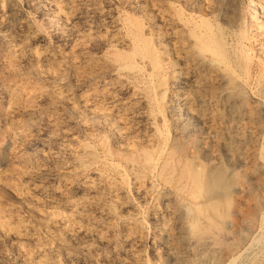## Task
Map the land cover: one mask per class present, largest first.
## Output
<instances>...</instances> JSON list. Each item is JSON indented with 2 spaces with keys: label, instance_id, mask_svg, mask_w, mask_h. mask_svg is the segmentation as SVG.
<instances>
[{
  "label": "rangeland",
  "instance_id": "374dc122",
  "mask_svg": "<svg viewBox=\"0 0 264 264\" xmlns=\"http://www.w3.org/2000/svg\"><path fill=\"white\" fill-rule=\"evenodd\" d=\"M157 8L163 9H159L162 13H169L165 12V15L187 20L192 25L205 22L211 28L217 27L215 30H221L220 35L224 37L228 51L232 49L230 52L233 53L229 54L233 67L236 66L233 69L236 85L232 82L233 87L232 84L227 88L216 85L212 90L217 91H200L204 97H208L209 92L211 95L214 93L212 97L218 100L213 108L206 105L202 109L203 114L219 118L213 121L211 129L195 122L184 112L177 115L172 111L177 119L178 131L182 130L187 137L183 136V139L193 144L196 142L194 147H198L196 150L187 145L192 151L189 148L190 154L188 150L186 153L190 160L192 156L193 161H188L186 165L190 167L199 161L198 166L193 164L189 169L197 171L203 180L197 198L192 199L187 193L190 190V185L189 188L186 185L188 180L180 179L181 184L178 182V185H186L184 192L174 202L168 203L170 207H175V212L172 208L168 212L163 205L166 200L159 197L162 186L158 182L147 194L143 193L144 196L136 193L133 179L141 168L133 167L123 158L119 150L121 141L111 135L107 129L109 124L97 119V123L100 122L98 126L96 121L90 122L84 112L70 107L75 102L77 105V98L88 92L93 96L95 105L98 103L97 106L104 111L113 110L109 121L115 122L124 110L112 108L108 97L117 92H120L117 95L127 97L133 87L137 92L139 89L143 97H150L151 100L145 101L152 111L156 110L154 114L161 117L159 125L163 138L160 144L167 148L174 146L169 149L177 158L179 152L175 145L180 139L173 140L174 145L171 143L173 127L165 109L156 104L162 92L138 55L131 56L135 45L132 44L135 43L133 36L138 33L149 50L152 47L151 50L158 51L163 28L156 14ZM150 13L154 17H150ZM0 20V264H24V253L42 251L50 260L48 264L52 263L54 255L60 258V263L66 264L63 258L65 252L72 256L71 264H264V111L260 115L257 112L260 108L256 107L261 105L264 108V95L260 92L264 86V0H0ZM126 52L131 53L128 55ZM167 54L174 57L169 50ZM121 56L126 59L125 63ZM99 59L101 62L98 63ZM129 62L133 63L134 71L130 67L125 68ZM119 81L126 85L121 91L115 89ZM154 81L156 83L153 84ZM226 89L231 91V100L237 96L240 100L232 109H238L236 114H232L231 107L229 110L221 101ZM144 93H147L146 96ZM238 93L243 95L242 98ZM129 106L128 111H131L132 106ZM139 107L142 106H138L137 113L141 110ZM137 113L127 119L132 128L129 134L132 133L133 137L128 135L129 140H136L134 132L142 129L143 118ZM186 124L192 126L187 129ZM219 124L222 133L219 132ZM214 126L220 134L214 133ZM214 134L219 135L218 139ZM67 147L76 151L68 154L63 151ZM206 154L213 159L207 160ZM239 155L242 156L241 164H233L230 158ZM60 164L67 165L72 173L55 176L54 172ZM39 171H46L49 175L35 176ZM99 171L123 180L122 188L126 193L118 199L124 202V206L117 208L115 201L111 202L115 211L112 209L111 216L101 219L102 225L97 226L106 238L105 245H100L92 236L85 238L76 234L70 238L51 227L53 220L57 219L71 224L73 214L68 203L80 195L85 196L80 183ZM64 182L73 186L68 184L65 187ZM40 185L48 191H36L35 188ZM60 187H64L66 196L63 198L51 193L52 189ZM212 208L221 218L220 222L212 213ZM53 215H60L63 219ZM210 218L217 219L215 222L219 225L214 226ZM22 222L29 227L32 240L20 241L13 232L6 231ZM129 226L133 231L130 235L132 249L135 250L133 260L128 258L123 242ZM102 254L106 257L103 258Z\"/></svg>",
  "mask_w": 264,
  "mask_h": 264
},
{
  "label": "bare ground",
  "instance_id": "6f19581e",
  "mask_svg": "<svg viewBox=\"0 0 264 264\" xmlns=\"http://www.w3.org/2000/svg\"><path fill=\"white\" fill-rule=\"evenodd\" d=\"M154 5V4H153ZM152 5V7H153ZM84 7V6H83ZM155 7V5H154ZM158 9V8H157ZM160 10H163L161 8H159ZM159 9L156 11V14L159 16L160 20H161V24H162V34H161V38L159 37V43L160 46L157 49L154 47V49H156V52H154L153 49L150 44L149 46L151 47V49L149 50V48L147 47V43L144 42V40H142L141 36H139L138 34L135 33V30L133 33H135L136 35L133 36L134 34H132L133 38L135 39V44L133 45V52H129L132 55L131 56H136L138 55L139 59L142 61L141 63H143L149 71L150 76L156 80L158 87L160 88V92H162V96L159 100L157 104V106H160V108L162 107V109H165V111L167 112V116L168 119L167 120L170 122L171 126L173 127V136L172 137V142L173 140L176 141L175 139H180L179 142H177V154H179L177 156V158L175 159L174 156L172 154L170 149L171 147L174 148V146H168V148L166 146H162L160 144L161 138H163V131L162 128L160 127L159 123H161V117L158 114H154L156 113L155 111H152L153 109H151L149 107V103H147L145 100H151L150 97H148L146 94L144 93V95L146 96L143 97V95H141L139 93V89L138 92L135 91V88L133 87L132 90H130V93L127 97H122L117 95V92L114 95L109 96V100L112 102L113 107L109 104V106H111L112 108H115L120 110L123 109V113H120L121 115H119L118 119L114 122V120H110L109 121V117L111 115H113V110H110V112L104 111L102 110L99 106H97V104L95 105V101L93 102V99L90 94H88V92L86 94H81L78 98H77V105L74 106H70L72 108V110L74 111H79L80 113L84 112L87 119L90 122H94L99 120H103L104 122H107L109 124V127H107V129L109 128V131L111 132V135L113 137H115V139L117 138L118 140L121 141V144L119 145V150L122 152V156L124 159L128 160V162L133 164L134 166H139L141 168V170L137 171V173H133L135 175L134 177V182H135V190L137 191L136 193H139L143 195L147 194L146 192H148L149 189H151L152 187L155 186V184L161 185V189L159 191V197L162 200H166V202L163 204L164 206H166V209L169 212V208H172L175 212V207L173 208L170 207V203L174 202L177 197L179 196V194L183 191V188L187 185L189 188L190 185V190L188 193L189 197L192 199H196L197 198V193L200 192L201 187H202V178L199 176L197 171H194L193 169H191L190 171V167L193 164H189L190 167H187V162H191L192 163V156L191 160L190 158H188V153L187 150L191 147L192 149H196L198 147H194V144L196 142L190 143V141H187L188 139H183V133L181 131H178V127H177V122L175 119L174 114H172V111L177 112V115H181L182 112L188 114L191 118H193V120L197 123H201L203 125L206 126V128L211 129L210 126L213 123L214 120H219V118L215 117L214 115H206L202 113V109L204 106L209 105L213 108V105L215 106L216 102L218 100L214 99L211 95V92H209L210 94H208V97H204L200 91L203 89H207L210 91H213L215 89L212 90V88L216 87V85H222L225 86L226 88L231 86L232 82H234V68L233 67L234 64L233 63V59L231 58L228 48L226 47V41L222 38V36L220 35V31H216L215 29L217 28H211L212 26L205 23V22H201L199 24L196 25H192L189 22H187V20L184 19H176L173 18L172 16L165 15V12H161L159 11ZM156 10V9H155ZM4 11V10H3ZM151 12V11H150ZM155 12V11H154ZM169 14V13H168ZM171 14V13H170ZM150 17H152V13H150ZM154 17V16H153ZM157 17V16H156ZM155 17V18H156ZM175 17V16H174ZM179 18V17H178ZM65 19V18H63ZM226 19V18H225ZM66 20V19H65ZM235 21V20H234ZM1 22V20H0ZM233 22V21H232ZM227 23V22H226ZM235 23V22H234ZM159 26H161L160 24H158ZM232 26V25H230ZM134 28V27H133ZM158 28V27H157ZM156 28V29H157ZM160 28V27H159ZM161 28V29H162ZM155 29V30H156ZM220 29V28H219ZM159 31V30H158ZM22 32V31H21ZM130 32V31H129ZM155 32V31H154ZM131 34V33H130ZM1 35V34H0ZM159 35V34H158ZM2 36V35H1ZM24 36V35H23ZM141 37V38H140ZM155 37V36H154ZM157 39V38H156ZM239 42V41H238ZM146 43V44H145ZM155 43V41H154ZM165 43V44H163ZM241 43V42H240ZM12 45V44H10ZM158 46V45H157ZM229 46V45H228ZM243 46V45H241ZM168 47V48H167ZM230 47V46H229ZM238 47V46H237ZM131 48V47H130ZM231 48H233L231 46ZM241 48V47H239ZM244 48V47H243ZM242 48V49H243ZM35 49V48H34ZM242 49L240 51H242ZM37 50V49H36ZM131 50V51H132ZM167 50L171 51L174 55V57H169V55L167 54ZM35 51V50H34ZM33 51V52H34ZM130 51V50H129ZM37 52V51H36ZM232 52V51H231ZM230 52V53H231ZM39 53V51H38ZM128 53V52H126ZM128 53V55H129ZM233 53V52H232ZM242 53V52H241ZM35 54V53H34ZM33 54V56H34ZM239 54V53H238ZM243 54L246 55V53L243 52ZM127 55V56H128ZM233 55V54H232ZM237 55V54H236ZM243 56L244 58L246 56ZM39 56V55H38ZM37 56V57H38ZM235 56V55H234ZM106 57V56H105ZM126 57V55H125ZM129 57V56H128ZM126 57V58H128ZM137 57V56H136ZM237 57V56H236ZM262 57V56H261ZM35 58V57H34ZM122 58V56L120 57ZM132 58V57H130ZM129 58V59H130ZM249 58V56H248ZM257 58V57H256ZM43 59V58H42ZM52 59V58H51ZM124 59V60H123ZM136 59V58H135ZM238 59V58H237ZM237 59H235L234 61H236ZM243 59V58H242ZM262 59V58H261ZM259 59V60H261ZM91 60V59H90ZM89 60V61H90ZM100 60V59H99ZM106 60V59H105ZM125 58H122V62H126ZM35 61V60H34ZM97 61V60H96ZM95 61V62H96ZM128 61V59H127ZM239 60H237L238 62ZM263 61V60H262ZM261 61V62H262ZM83 62V61H82ZM88 62V61H87ZM101 62L98 61V63ZM121 62V63H122ZM132 62V61H131ZM126 63V65L123 63V65H125V68L130 67V69L133 67V63ZM139 62V61H137ZM258 62V61H257ZM264 62V61H263ZM92 63V62H91ZM101 64V63H100ZM236 64V63H235ZM95 65V63H94ZM106 65V64H105ZM104 65V66H105ZM120 65V64H119ZM118 65V66H119ZM142 65V64H141ZM237 65V64H236ZM51 66V65H50ZM98 66V65H97ZM109 66V65H108ZM264 66V64L262 65ZM107 67V66H106ZM121 67V66H120ZM141 67V66H140ZM139 67V68H140ZM102 68V67H100ZM123 68V66H122ZM120 68V69H122ZM124 68V69H125ZM264 68V67H262ZM119 69V68H116ZM119 69V70H120ZM136 69V68H135ZM142 69V68H140ZM145 69V68H144ZM118 70V71H119ZM127 70V69H126ZM133 70V68H132ZM97 71V70H96ZM95 71V72H96ZM112 71V70H110ZM109 71V72H110ZM115 71V70H114ZM117 71V70H116ZM134 71V70H133ZM141 71V70H140ZM237 71V70H236ZM94 72V73H95ZM264 72V71H263ZM263 72H260V75L262 76ZM101 73V72H100ZM238 73V72H237ZM248 73V72H247ZM262 73V74H261ZM99 74V73H98ZM148 74V73H147ZM237 75V74H235ZM264 75V74H263ZM138 76V75H137ZM109 77V76H108ZM119 77V75H118ZM238 77V76H237ZM264 77V76H263ZM261 77V78H263ZM109 79V78H108ZM114 79V78H113ZM120 79V78H119ZM147 79V78H146ZM246 79V78H245ZM253 79V78H252ZM258 79V78H257ZM115 80V79H114ZM117 80V79H116ZM129 80V79H128ZM236 80V79H235ZM240 81V79H237ZM236 80V81H237ZM241 80H242V76H241ZM244 80V79H243ZM264 82V79H262ZM260 80V81H262ZM259 81V80H258ZM76 82V81H75ZM114 82V81H113ZM120 82V81H119ZM149 82V80H148ZM152 82V81H151ZM155 81L153 82L156 83ZM243 82V81H242ZM103 83V82H102ZM235 83V82H234ZM246 82H244L245 84ZM155 84V85H157ZM242 84V83H241ZM116 84L112 85L111 88H114L113 86H115ZM125 85V84H124ZM123 83H119L118 88L116 87L115 89L121 91L124 87ZM151 85V84H150ZM236 85V83H235ZM234 85V86H235ZM260 85V84H259ZM264 85V84H262ZM126 86V85H125ZM152 87V86H151ZM157 87V86H156ZM158 87L156 89H158ZM207 87V88H206ZM219 87V86H218ZM224 87V88H225ZM233 87V84L232 86ZM129 88V87H128ZM137 88V87H136ZM155 88V87H154ZM221 88V87H220ZM101 89V88H100ZM109 89V88H108ZM114 89V91H115ZM126 89V88H125ZM124 89V90H125ZM155 89V90H156ZM222 89V88H221ZM230 89V88H228ZM241 89V88H240ZM260 89V88H259ZM233 90V89H232ZM236 90V89H235ZM62 91V90H61ZM95 92V90H93ZM217 91V90H215ZM214 91V92H215ZM220 91V90H219ZM234 91V90H233ZM238 91V90H237ZM260 90H258L259 92ZM92 92V91H91ZM97 92V91H96ZM99 92V91H98ZM104 92V91H103ZM123 92V91H122ZM129 92V91H128ZM158 92V91H156ZM222 92V90H221ZM231 91H228L227 89L225 90V92L222 93V99L223 102L229 107H231V113L232 114H236L237 110H232L234 108V106L236 105L237 101H240L239 99H237V95H235L234 97H236V99L231 100V96L232 94L230 93ZM263 95H264V86L263 88H261L260 91ZM84 93V92H83ZM93 93V92H92ZM102 93V92H101ZM127 93V91H126ZM142 93V92H141ZM208 93V92H207ZM220 94V92H218ZM94 94V93H93ZM100 94V93H98ZM97 94V95H98ZM104 94V93H103ZM103 94L101 96H103ZM108 94V93H107ZM111 94V93H109ZM123 94V93H122ZM152 94V93H151ZM158 94V93H156ZM236 94V93H235ZM239 94V93H238ZM242 94V93H241ZM96 95V96H97ZM153 95V94H152ZM260 95V93H259ZM95 96V95H94ZM107 96V95H106ZM105 96V97H106ZM215 96V94H214ZM218 96V95H217ZM216 96V97H217ZM240 98H242L243 95H240ZM71 97V96H70ZM100 97V96H98ZM245 97V94H244ZM95 98V97H94ZM97 98V97H96ZM95 98V99H96ZM104 99V97H102ZM145 98V99H144ZM153 98V97H152ZM158 98V97H157ZM94 99V100H95ZM254 99V97H253ZM258 99V98H257ZM97 100V99H96ZM105 100V99H104ZM101 101V102H104ZM108 100V101H109ZM153 100V99H152ZM155 101V100H154ZM153 101V102H154ZM243 101V100H241ZM98 102V100L96 101ZM100 102V103H101ZM150 102V101H149ZM152 102V101H151ZM254 102V101H253ZM99 103V104H100ZM109 103V102H108ZM256 103V102H255ZM260 104V101L258 102ZM103 104V103H102ZM101 104V105H102ZM152 104V103H151ZM159 104V105H158ZM239 104V103H238ZM237 104V105H238ZM241 104H244L243 102ZM258 104V105H259ZM263 104V103H262ZM129 105H131V111H128L127 107H130ZM141 105L142 107H139V110L141 108V110L137 113V108L138 106ZM218 105V104H217ZM231 105V106H230ZM264 105V104H263ZM153 106V105H151ZM224 106V105H223ZM240 106V105H238ZM245 106V105H244ZM243 106V107H244ZM256 106V105H255ZM155 107V106H154ZM153 107V108H154ZM225 107V106H224ZM242 107V106H241ZM259 107V111H257L258 113L263 114L264 108L263 106H256ZM104 108V107H103ZM159 108V109H160ZM223 108V107H222ZM221 108V109H222ZM111 109V108H109ZM161 109V110H162ZM210 109V108H209ZM218 109V108H217ZM240 109V107H239ZM258 109V108H257ZM70 110V109H69ZM230 110V108H229ZM254 110V109H253ZM159 111V110H158ZM206 111V110H205ZM204 111V112H205ZM212 111V110H211ZM210 111V113H211ZM219 111V110H216ZM225 111V109H224ZM228 111V110H227ZM122 112V111H121ZM163 112V111H162ZM209 112V111H208ZM229 112V111H228ZM256 112V111H255ZM77 113V112H76ZM135 113L138 114V116L140 115L143 119L141 122L142 125V129L140 128V130H138L135 133V136L137 137L136 140L131 139L129 140L128 135L131 137V134H129V131H131L129 125L130 122H128L127 119H129V115H131L130 118H132V116ZM165 113V112H163ZM170 113V114H169ZM217 113V112H216ZM115 114V113H114ZM133 114V115H132ZM162 114V113H161ZM215 114V112L213 113ZM239 114V113H237ZM116 115V114H115ZM114 115V116H115ZM136 115V114H135ZM185 115V114H184ZM206 115V116H205ZM217 115V114H216ZM226 115V114H225ZM231 116V114H230ZM233 116V115H232ZM231 116V117H232ZM112 117V116H111ZM116 117V116H115ZM165 117V116H164ZM178 117V116H177ZM176 117V118H177ZM180 117V116H179ZM80 118V117H79ZM183 118V116H182ZM181 118V119H182ZM188 118V117H187ZM189 118V119H191ZM222 118V117H220ZM98 119V120H97ZM140 119V118H139ZM184 119V118H183ZM84 120V119H83ZM166 120V119H165ZM164 120V121H165ZM185 120V119H184ZM222 120V119H221ZM133 121V120H132ZM183 121V120H182ZM223 121V120H222ZM221 121V122H222ZM227 121H230V119ZM82 122V121H81ZM87 122V121H85ZM112 122V123H111ZM134 122V121H133ZM136 122V120H135ZM134 122V123H135ZM168 122V123H169ZM180 122V121H178ZM190 122V121H189ZM217 122V121H216ZM233 122V121H232ZM237 122V121H235ZM239 122V121H238ZM100 122H98L96 125H98ZM133 123V126H134ZM167 123V124H168ZM187 123V122H185ZM219 122H217L218 124ZM226 123V122H225ZM103 124V122L101 123ZM105 124V123H104ZM107 124V125H108ZM139 124H140V120H139ZM182 124V123H181ZM191 124V123H190ZM196 124V123H195ZM221 124V123H220ZM219 124V126H220ZM231 124V123H230ZM229 124V125H230ZM237 124V123H236ZM234 124V125H236ZM240 124V122L238 123ZM95 125V124H94ZM106 125V124H105ZM138 125V124H136ZM135 125V126H136ZM183 125V124H182ZM187 125V124H186ZM197 125V124H196ZM200 125V124H199ZM203 125H202V129H203ZM216 125V124H215ZM228 125V126H229ZM232 125V124H231ZM99 126V125H98ZM170 126V127H171ZM185 126V125H184ZM188 126H192V125H187L186 128ZM198 126V125H197ZM213 126V124H212ZM211 126V127H212ZM227 126V125H226ZM237 127L239 125H236ZM234 126V127H236ZM103 127V126H102ZM169 127V126H168ZM218 127V126H217ZM230 127V126H229ZM228 127V128H229ZM233 127V128H234ZM181 128V127H180ZM184 128V127H182ZM186 128H184L186 130ZM193 128V127H192ZM197 128V127H196ZM199 128V126H198ZM220 128V133L221 132V126ZM218 128V129H219ZM241 128V127H240ZM189 129V128H187ZM200 129V131L202 130ZM215 129V126H214ZM96 130V129H95ZM136 130V129H135ZM171 130V128H170ZM180 130V129H179ZM193 130V129H192ZM205 130V129H204ZM224 130H226L224 128ZM229 130V129H227ZM235 130V129H234ZM199 131V132H200ZM209 131V130H208ZM214 133L216 134L217 132V128L215 130H213ZM232 131V130H231ZM230 131V134H231ZM108 132V131H107ZM184 132V131H183ZM188 132V131H186ZM198 132V130H197ZM198 132V133H199ZM210 132V131H209ZM208 132V133H209ZM226 132V131H225ZM229 132V131H228ZM165 133V132H164ZM207 133V135H209ZM218 133V132H217ZM218 133V134H220ZM224 133V132H223ZM233 133V132H232ZM188 133H186L187 135ZM202 134V133H201ZM200 134V135H201ZM205 134V133H204ZM214 134V136H216ZM226 134V133H225ZM203 135V134H202ZM201 135V136H202ZM224 134H222L223 136ZM199 136V135H198ZM213 136V137H214ZM34 137V136H32ZM74 137V136H73ZM72 137V139H73ZM168 137V136H166ZM186 137V136H185ZM205 137V136H204ZM212 137V138H213ZM217 137V136H216ZM215 137V138H216ZM219 137V135H218ZM217 137V139H218ZM112 138V137H111ZM133 138V137H131ZM187 138V137H186ZM197 138V137H196ZM115 139H113L115 141ZM140 139V140H139ZM208 139V138H207ZM74 140V139H73ZM214 140V139H213ZM69 141V140H68ZM165 141V140H164ZM167 141V140H166ZM191 141V142H192ZM217 141V140H216ZM214 141V143L216 142ZM45 142V141H44ZM75 142V141H74ZM117 142V141H116ZM206 142V141H205ZM204 142V143H205ZM209 142V141H208ZM207 142V143H208ZM164 143V142H163ZM66 144V143H65ZM72 144V143H70ZM165 144V143H164ZM176 144V142H175ZM206 144V143H205ZM204 144V145H205ZM76 144L74 143V146ZM172 145V144H171ZM174 145V143H173ZM189 145L190 147L188 148ZM196 145V144H195ZM217 145V144H216ZM72 146V147H74ZM77 146V145H76ZM206 146V145H205ZM58 147V146H57ZM69 147V145H68ZM64 148L63 151H67L69 152L68 154H71V152L73 153L74 150L73 148ZM79 147V144H78ZM77 147V148H78ZM204 147V146H202ZM75 148V149H77ZM190 148V151H192ZM207 148V146H206ZM175 149V151H176ZM213 149V148H212ZM61 150V149H60ZM59 150V152H60ZM78 150V149H77ZM57 151V150H56ZM64 151V152H65ZM173 151V150H172ZM189 151V150H188ZM189 151V154H190ZM194 151V150H193ZM197 152V151H196ZM205 152V151H204ZM76 153V152H75ZM210 153L211 150H210ZM192 154V153H191ZM213 154V153H212ZM235 154V153H234ZM55 155V154H54ZM65 155V154H64ZM118 155V154H117ZM208 156V154H206ZM205 155V156H206ZM211 155V154H210ZM215 155V154H214ZM238 155V154H237ZM53 156V155H52ZM57 156V155H56ZM195 157L196 154L194 155ZM204 156V157H205ZM206 156V157H207ZM234 156V155H233ZM211 157V156H210ZM208 156L207 160L210 158ZM214 157V156H212ZM231 157V156H230ZM57 158V157H56ZM60 158V157H59ZM241 158L239 156H235V157H231V161H233V164H241ZM61 159V158H60ZM213 159V158H210ZM125 160V161H126ZM196 161V159H194ZM229 160V159H228ZM67 161V160H66ZM177 161V162H176ZM78 162V160H77ZM184 162V163H183ZM181 163V164H180ZM184 165H183V164ZM62 164V163H61ZM56 168L54 174L55 176L60 174V173H65V174H71L72 170L69 169V167L67 165H61ZM195 164H199V161H196ZM193 166H196V165ZM79 165V164H77ZM184 166V169H180L178 168V166ZM243 165V164H242ZM82 166V165H81ZM79 166V167H81ZM131 166V164H130ZM88 167V166H87ZM109 167V166H108ZM85 168V167H83ZM89 168V167H88ZM114 168H117L116 166H114ZM196 168V167H195ZM54 170V169H53ZM78 170V169H77ZM82 171L86 170V169H81ZM89 171V170H88ZM132 171V170H131ZM46 172V171H45ZM39 171L37 172V174H35V176L37 177H42V176H47L49 174ZM83 173V172H82ZM113 173V172H112ZM53 174V175H54ZM131 174V173H130ZM63 175V174H62ZM114 176V175H113ZM110 177L108 175H106V173L104 174L103 172H94L93 175H90L89 177L87 176L81 183H80V187L82 188V191L84 190L85 196L80 195L79 198H77L76 200H71L68 203V207H69V211L71 212V214H73L72 217V222L71 224H67V223H62V220H53V225L51 226L52 228L58 229V231L60 230L61 233L65 234L67 237H72L76 234H80L83 237H89L92 236L96 239V241H98V243H100V245H105L106 244V238L103 235V233L101 232L100 229H97V226H101L102 224H100V222L102 223V220L110 217L111 216V210L113 209V204L111 202L115 201L114 203L117 205V208L120 207L122 208L124 206V202L123 201H118V199H120V197L125 196V191H123L122 185H123V180H118L115 177ZM36 177V178H37ZM47 178V177H46ZM182 178H185L186 180H188V183H186V185L184 187H180L178 185V182H180ZM31 179V178H30ZM60 181V180H59ZM184 181V180H183ZM182 181V182H183ZM211 182V181H210ZM69 184V186H73L71 183H67L64 182L63 185L66 187ZM181 184V182H180ZM184 184V183H183ZM189 184V185H188ZM60 185V184H59ZM62 185V186H63ZM213 185V184H212ZM68 186V187H69ZM159 187V186H158ZM36 191L39 192H47L48 190L46 189V187H42L41 185L38 186L37 188H35ZM34 189V190H35ZM187 189V187L185 188ZM151 191V190H150ZM186 191V190H185ZM188 191V190H187ZM51 193L59 196V198H63L64 196H66L64 193V187L63 189L60 187V189H52ZM80 194V193H79ZM185 194V193H184ZM47 195V194H46ZM121 195V196H120ZM144 196V195H143ZM142 196V197H143ZM139 197V196H138ZM226 197V196H225ZM73 198V197H72ZM124 199V198H123ZM60 200V199H59ZM191 200V199H190ZM33 201V200H32ZM52 201V200H51ZM213 201V200H212ZM216 201V200H215ZM224 202V201H223ZM169 203V204H168ZM114 204V205H115ZM128 204V201H127ZM212 204V203H211ZM132 205V204H131ZM168 205V206H167ZM199 205V204H197ZM126 206V205H125ZM196 206V205H195ZM200 206V205H199ZM168 207V208H167ZM116 208V207H115ZM178 209V208H177ZM114 210V209H113ZM115 211V210H114ZM166 211V210H165ZM212 213H214V216L217 217L218 221L221 218H218V213L215 212V210H213L212 208ZM91 212H93L91 215ZM172 212V211H171ZM40 213V212H39ZM57 213V212H56ZM55 213V214H56ZM152 213V212H151ZM157 213V212H156ZM211 213V214H212ZM42 214V213H41ZM40 214V215H41ZM58 214H60L58 212ZM114 214V213H113ZM49 215V214H48ZM51 215V213H50ZM64 215V214H63ZM133 215V214H132ZM135 215V214H134ZM154 215V214H153ZM174 215V214H173ZM176 215V214H175ZM52 216V215H51ZM49 216V218L51 217ZM54 216V215H53ZM70 216V214H69ZM72 216V215H71ZM221 216V215H220ZM57 217H60L57 216ZM54 216V218H57ZM213 217V216H212ZM48 218V219H49ZM62 217H60L61 219ZM53 219V218H52ZM51 219V220H52ZM63 219V218H62ZM102 219V220H101ZM186 219V217H185ZM217 219H211L210 218V222L212 223L213 221H217ZM70 220V219H69ZM101 220V221H100ZM230 220V219H229ZM64 221V220H63ZM67 221V220H66ZM212 223L214 226L215 224H218V222ZM220 222V221H219ZM52 223V222H51ZM70 223V222H69ZM169 223V222H168ZM106 224V223H105ZM51 225V224H50ZM219 225V224H218ZM216 225V226H218ZM107 226V225H106ZM134 225H132L133 227ZM162 226V225H161ZM50 227V228H51ZM105 227V226H104ZM157 227V226H156ZM106 228V227H105ZM104 228V229H105ZM134 228V227H133ZM221 228V227H220ZM213 229V228H212ZM8 233H14L16 235V237L18 239H21L20 241L23 240H32L33 236L30 233V229L27 226V224H25L24 222H22L21 224H19L17 227L15 228H8V230H6ZM54 231V230H53ZM106 232V231H105ZM132 228L131 226L126 228L125 234H124V244L127 248H125V251L129 253V257L131 260L134 259V251L132 249V240H131V234H132ZM108 233V232H107ZM111 233V232H110ZM120 234V233H119ZM212 234V233H211ZM64 236V235H63ZM133 236V235H132ZM139 236V235H138ZM109 237V236H108ZM211 238V237H210ZM214 238V237H213ZM87 240V239H86ZM92 240V239H91ZM190 242V241H189ZM171 243V242H170ZM43 245V244H42ZM50 245V244H49ZM45 246V243H44ZM45 248H43L44 250ZM42 250V249H41ZM112 250V249H111ZM40 251V250H39ZM45 251V250H44ZM47 253V252H45ZM67 253V252H65ZM64 253V260L66 264H71V259L72 256L70 255V253L65 254ZM99 253V252H98ZM47 254H44L43 251L36 253V254H30L29 252L27 254H23V263L24 264H48V260L49 258L46 257ZM127 255V254H126ZM174 255V254H173ZM103 258L106 257V255H101ZM57 257V256H56ZM55 255L53 256V259L51 260L52 263L51 264H62L59 261L60 258L57 257L56 258ZM51 259V258H50ZM177 259V258H176ZM129 260V259H128ZM50 261V260H49ZM130 261V260H129ZM77 262V261H76ZM99 262V261H98ZM135 262V261H134ZM103 263V262H102ZM50 264V263H49ZM104 264V263H103ZM179 264V263H178Z\"/></svg>",
  "mask_w": 264,
  "mask_h": 264
}]
</instances>
